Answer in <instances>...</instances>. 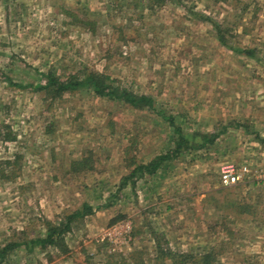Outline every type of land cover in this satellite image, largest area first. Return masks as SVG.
Listing matches in <instances>:
<instances>
[{
    "label": "rangeland",
    "instance_id": "obj_1",
    "mask_svg": "<svg viewBox=\"0 0 264 264\" xmlns=\"http://www.w3.org/2000/svg\"><path fill=\"white\" fill-rule=\"evenodd\" d=\"M0 264H264V0H0Z\"/></svg>",
    "mask_w": 264,
    "mask_h": 264
},
{
    "label": "trees",
    "instance_id": "obj_2",
    "mask_svg": "<svg viewBox=\"0 0 264 264\" xmlns=\"http://www.w3.org/2000/svg\"><path fill=\"white\" fill-rule=\"evenodd\" d=\"M241 52H244L246 55H253L254 53L250 49H242ZM91 86L94 93L99 96H112L118 98L119 100H123L134 107H149L154 108V99L145 94H136L131 91L126 90H118L117 88H112L108 83H106L105 79L100 75L89 74L84 80L80 81L79 79H68V80H60L57 77L47 74L46 75V84L45 87H50L51 90L61 93L63 90H71L76 89L82 85ZM173 125V131L178 135L176 139L175 148L167 153L161 154L155 159H153L150 163L144 165L136 166L132 174L136 171H145L149 174L155 173L156 170L163 164L165 161L171 159L173 156L181 153L183 148H186L189 145V141L182 134V130L179 126ZM212 139L207 137L202 138V142L198 145L197 148L204 146L206 143H210ZM92 212V208L84 204L82 209L72 213L68 216V218L63 221L60 225H52L50 224L47 228L46 234L44 237L37 239L36 241H32L33 243H39L41 246L47 245H55L58 238H61L62 234L70 229V226L73 220L76 217H81L86 214Z\"/></svg>",
    "mask_w": 264,
    "mask_h": 264
},
{
    "label": "built area",
    "instance_id": "obj_3",
    "mask_svg": "<svg viewBox=\"0 0 264 264\" xmlns=\"http://www.w3.org/2000/svg\"><path fill=\"white\" fill-rule=\"evenodd\" d=\"M240 177H241V174L237 172L236 168L232 164L225 165L221 170V180L224 184L236 183L237 181H239ZM118 224L119 223H117L116 225H118ZM121 227H122V225H118V226L114 227L113 229L114 230L117 229V231H118ZM125 227H127L128 231H129L130 230V223H126Z\"/></svg>",
    "mask_w": 264,
    "mask_h": 264
}]
</instances>
